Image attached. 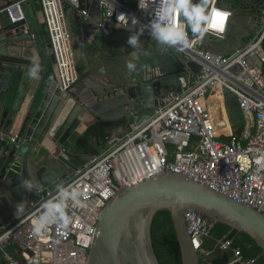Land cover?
<instances>
[{
    "label": "built area",
    "instance_id": "1",
    "mask_svg": "<svg viewBox=\"0 0 264 264\" xmlns=\"http://www.w3.org/2000/svg\"><path fill=\"white\" fill-rule=\"evenodd\" d=\"M29 1H12L0 10V16L10 23L23 21V9ZM97 1L100 17L95 24L96 32L104 38L114 30L130 26L138 31L162 14L166 3V0H144L141 9L140 0ZM39 2L58 71L59 89L64 91L79 78L66 11H77L85 18L88 13L79 8L78 0ZM132 17L139 23L133 24ZM229 17L217 20L219 27L206 35L222 37ZM182 19L179 17L178 22ZM144 34L151 36L146 27ZM188 34L192 39L189 31ZM198 40L182 52L171 48L182 54L185 63L198 64L199 73L187 70L185 75L178 76L176 87L162 94L151 112L140 113L131 103L126 109L124 132L107 133L101 152L60 182L59 185L76 186L87 192L82 204L70 208L74 223L66 234L50 226L44 235H32L33 221L41 214L42 205L56 195L58 185L46 191L45 196L30 200L27 208L7 223L0 222V260L5 264H86L105 203L117 191L164 172L200 182L264 216V168L255 162L264 155V72L258 66L264 64V0L258 8V30L244 47L223 55L199 48ZM214 88H219L223 103L225 94H229L241 111L244 127L239 136L233 134L227 117V122L222 123L212 119L207 101ZM0 141L16 148L25 144L3 132ZM184 219L194 250L208 257L210 253L202 249V243L210 238L214 224L192 211L186 212ZM216 250H231L230 264L254 263L252 259L243 260L238 249H231L229 240L218 241ZM10 252L19 256L21 262L12 258Z\"/></svg>",
    "mask_w": 264,
    "mask_h": 264
},
{
    "label": "water",
    "instance_id": "2",
    "mask_svg": "<svg viewBox=\"0 0 264 264\" xmlns=\"http://www.w3.org/2000/svg\"><path fill=\"white\" fill-rule=\"evenodd\" d=\"M78 2L88 18L73 12V43L88 46L102 38L99 50L106 45L115 50V57L108 58L111 62L121 58L126 63L133 60L137 71H129L127 77L123 73L118 82L80 75L73 85L61 91L39 0L26 3L34 10L33 23L25 7L23 21L10 23L0 17V132L25 143L16 148L7 141H0V222L3 224L16 215L13 207L18 209L22 200L45 196L46 191L53 190L77 168L94 159L89 146L92 131L98 124L124 119L131 103L140 113L151 112L161 95L176 87L178 76L185 75L187 70L193 74L200 71L198 64L185 63L167 45L157 48L156 52V49L139 50L136 58L131 57L134 49L127 41L132 32L137 31L114 30L108 37H101L95 25L100 17L98 1ZM261 2L257 1L256 8ZM106 28L110 29V25ZM39 41L45 46L46 57L39 62L38 78L29 79L26 73L33 61H27L24 49L36 51L34 47H39ZM34 51L31 56L38 58ZM258 66L262 68L263 64L258 63ZM173 77L174 85L168 86L167 80ZM11 82L17 84L20 95L15 104L6 106L1 96L6 84ZM224 110L233 132V120L241 118L242 113L238 108L230 112L226 100ZM25 179L38 183L39 191H26L21 183ZM18 210L23 211V206ZM161 211L170 215L181 264H200L201 259L186 231L184 214L188 211L198 213L214 225L223 224L230 232L248 236L264 255V216L261 213L200 182L164 172L117 191L114 198L105 203L86 264H159L152 246L151 226L155 215ZM10 255L21 262L13 252Z\"/></svg>",
    "mask_w": 264,
    "mask_h": 264
},
{
    "label": "clouds",
    "instance_id": "3",
    "mask_svg": "<svg viewBox=\"0 0 264 264\" xmlns=\"http://www.w3.org/2000/svg\"><path fill=\"white\" fill-rule=\"evenodd\" d=\"M139 7L144 9V0H140ZM230 15V12L217 9L213 0H196V2L194 0H166L162 14L151 19L149 24L142 25L137 32H132L133 34L127 41L134 49L130 56L136 58L139 55L140 37L144 34L145 27L149 29L151 37L160 45L175 47L182 52L191 48L195 40H203L207 33L216 30L219 27L217 20L225 19ZM179 17L183 18L180 22H178ZM132 23L137 24L139 21L132 17ZM189 29L192 39L189 38ZM220 30L223 29L220 28ZM126 67L130 72L137 71V65L133 60H130ZM40 71V63L38 60H33L26 77L36 79ZM255 162L264 168V155L259 156ZM21 183L28 192L39 191L40 185L32 180L25 179ZM86 197L87 192L79 187L59 185L56 195L42 205L41 214L33 221L32 235L34 237L44 235L50 226H55L58 233L66 234L74 223L70 208L82 204ZM22 206L23 202L18 205V209Z\"/></svg>",
    "mask_w": 264,
    "mask_h": 264
},
{
    "label": "crops",
    "instance_id": "4",
    "mask_svg": "<svg viewBox=\"0 0 264 264\" xmlns=\"http://www.w3.org/2000/svg\"><path fill=\"white\" fill-rule=\"evenodd\" d=\"M12 1L14 0H0V10L5 6H7L9 3H11ZM214 1H215L214 3L215 6L223 10L229 11L231 13L228 19V24L226 27L225 34L220 38L211 35H205L203 40H198V47L213 53L228 55L244 47L256 34L258 30L259 7L256 8L257 6L256 4L258 0H213V2ZM24 7L30 23H33V16L35 15L34 10L32 9V7L30 8V6H27L26 4ZM66 19L70 32H73L74 18H73V11H71L70 9L66 11ZM248 20H253L254 23L248 22ZM134 29H135L134 26H130L127 29L123 28L120 30L135 31ZM188 31L192 36L190 29ZM145 41H147V35L143 34L140 37V50L144 52H152L153 50H151V48L145 43ZM74 46L75 49L82 50V56L84 57L85 60H87L86 64L83 65L82 71L79 72V76L84 74H89L90 76L96 78L97 80L104 79V80H109L111 82H118L116 79H114V76L117 79H119V76H121L123 73L118 69V66H116V64L121 65V62L123 60L122 58L117 62H111L109 59L100 60L99 63H102L100 64L101 67L99 68L94 67L93 69H89L88 58L90 56L89 54L91 53L88 54V47L92 48V46H90L89 44L88 46L87 45L79 46V44L78 45L74 44ZM34 48L36 51H34V49H24L23 55L27 58V61L28 60H32V61L38 60V62L43 61V59L46 57L45 46L42 44L41 41H39V47H34ZM158 50L159 49H156L155 52ZM33 51L39 55L38 58L35 56L33 58L31 56V54H33ZM111 64L114 66H110ZM19 95H20V90L17 87V84L14 82L7 83L5 89L3 90L1 100L5 102L6 106L7 105L9 106L10 104H15ZM230 98H232V96H230L229 94L227 97L225 96V100L229 103L231 102ZM210 103H211L210 109L213 112H215L217 115V119H216L217 123H222L223 121L227 122V118H226L227 116L223 111L224 105L222 103V97L220 95V91H216V94L214 95L211 94ZM238 119L240 120L243 118L241 117ZM124 130H125V126L121 124V120H120L114 129L106 131V133L114 132L117 134H121L124 132ZM99 133L100 130H98V127L96 126V128L92 131V137H93L92 147L94 149L99 150V152H101L104 144L101 141L100 142L97 141V138L98 140L100 138ZM21 146H24V144H22ZM28 204H29V200H26V206L23 207V211L27 208ZM13 210L15 214H20L21 212H23V211H19L14 207ZM1 261L4 260H0V264Z\"/></svg>",
    "mask_w": 264,
    "mask_h": 264
},
{
    "label": "trees",
    "instance_id": "5",
    "mask_svg": "<svg viewBox=\"0 0 264 264\" xmlns=\"http://www.w3.org/2000/svg\"><path fill=\"white\" fill-rule=\"evenodd\" d=\"M262 49L264 52V40L262 42ZM264 72V64L262 67ZM227 97L228 94H225ZM231 104L237 107L235 100L232 98ZM212 119L217 123V115L211 109ZM124 119H121V121ZM120 121V120H119ZM100 123L97 125L100 130L99 142H103L107 134L106 131L114 129L118 122ZM244 122L240 119L239 122L233 127V134L239 136L243 130ZM89 151L93 154H98L96 149L89 146ZM151 239L152 246L159 264H181L179 245L176 240V235L172 226L170 215L167 211L158 212L153 220L151 226ZM231 241V249H238L240 256L243 260H254L253 264H264V255H261V249L246 235L231 231L223 224H215L211 231L210 238H207L202 243V249L209 252L208 257L201 256L200 264H230L233 259L231 250L217 251L216 245L220 240ZM1 264H5L1 261ZM238 264V263H233Z\"/></svg>",
    "mask_w": 264,
    "mask_h": 264
},
{
    "label": "rangeland",
    "instance_id": "6",
    "mask_svg": "<svg viewBox=\"0 0 264 264\" xmlns=\"http://www.w3.org/2000/svg\"><path fill=\"white\" fill-rule=\"evenodd\" d=\"M248 22L254 23L253 20H248ZM148 37H149V39L147 41H145V43L152 50H155V49L162 46L151 36H148ZM101 39H99L97 42L89 44L90 46H92V48L88 47V54L91 53V54H89L90 56L88 55L89 56L88 68L89 69H93L94 67H97V68L101 67L100 64H102V63H99L100 60H104V59H108V58L112 59L115 57V54H116L115 50L112 49L111 47L107 46V45L103 47L102 51L98 49V47L101 45V41H102ZM73 44H75V43H73ZM176 52L179 56L182 57V54L180 52H178V51H176ZM73 55H74L75 65H76V68H77L78 74H79V72L82 71L83 65L86 64L87 60H85L84 57L82 56V50L81 49L79 50V49L73 48ZM126 65H127V63L124 59L122 60L121 65L116 64V66H118V69L124 73L125 77H127L129 74V70L127 69ZM110 66H114V65L111 64ZM123 73H122V75H123ZM122 75H121V77H122ZM120 78L117 79L114 76V79H116L117 81H119ZM167 81H168V86H172V85H174L176 79H175V77H173V78H169ZM223 105H224V103H223ZM223 111L225 112L224 108H223ZM121 124L126 127L127 121L125 120V118H124V120L121 121ZM90 146H92V144ZM96 152H98L97 149H96ZM22 202H23V207H25L26 206V200H22Z\"/></svg>",
    "mask_w": 264,
    "mask_h": 264
},
{
    "label": "flooded vegetation",
    "instance_id": "7",
    "mask_svg": "<svg viewBox=\"0 0 264 264\" xmlns=\"http://www.w3.org/2000/svg\"><path fill=\"white\" fill-rule=\"evenodd\" d=\"M74 32H70V34H71V39H72V34H73ZM75 42V41H74ZM72 43H73V41H72ZM230 101V100H229ZM227 108H228V110L230 111V112H234L236 109H237V107L236 106H234L233 104H231V103H229V102H227ZM233 122H234V124L236 125L238 122H239V119H235V120H233Z\"/></svg>",
    "mask_w": 264,
    "mask_h": 264
},
{
    "label": "bare ground",
    "instance_id": "8",
    "mask_svg": "<svg viewBox=\"0 0 264 264\" xmlns=\"http://www.w3.org/2000/svg\"><path fill=\"white\" fill-rule=\"evenodd\" d=\"M216 91H220L219 88H214V90L212 91L211 94H213V95L216 94ZM210 98H211V95H210V97H209V99H208V101H207V103H208V105H209V110H210V104H211V103H210ZM222 103H223V102H222ZM210 113H211V111H210Z\"/></svg>",
    "mask_w": 264,
    "mask_h": 264
}]
</instances>
